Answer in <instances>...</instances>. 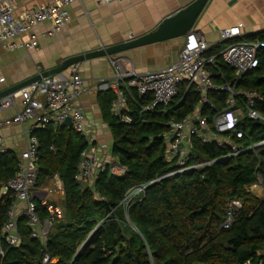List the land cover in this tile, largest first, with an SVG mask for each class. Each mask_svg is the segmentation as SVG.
<instances>
[{
  "label": "trees",
  "instance_id": "obj_1",
  "mask_svg": "<svg viewBox=\"0 0 264 264\" xmlns=\"http://www.w3.org/2000/svg\"><path fill=\"white\" fill-rule=\"evenodd\" d=\"M259 41H264V36ZM221 48L208 51L215 56L219 79L235 81V72L219 56ZM260 66L244 76L238 86L264 95V51ZM215 71V70H213ZM218 83V81H217ZM195 88L183 84L178 97L167 108L153 112L143 108L153 96L129 99L128 115L132 124H123L109 112L106 120L113 135L112 155L125 174L107 170L93 183L77 180L81 152L87 147L72 128L48 126L33 132L39 140L40 185L60 174L65 191L64 226L51 228L46 245L31 237L28 221L20 217L21 242L10 249L4 244L5 257L0 264H44L46 255L57 264H244L264 261V197L251 188L264 189V149L249 150L223 162H214L233 154L231 147L219 149L192 137L190 164L214 162L187 173L175 174V161L168 162V142L172 120L181 121L194 114L200 101ZM226 94L209 95L219 110L225 109ZM115 100L111 94L108 105ZM264 115V103L258 107ZM211 122L214 110L203 109ZM239 128L245 137H226L243 149L264 141V125L242 118ZM18 158L12 153L0 155V238L9 210L15 200L4 189L14 178ZM261 183V184H260ZM146 187L126 208L124 200L136 188ZM2 196H4L2 198ZM242 203L232 227L222 229L229 204ZM37 212L45 221L49 215L41 203ZM62 220V221H63ZM67 222V221H66ZM133 225L137 231L131 227Z\"/></svg>",
  "mask_w": 264,
  "mask_h": 264
},
{
  "label": "built area",
  "instance_id": "obj_2",
  "mask_svg": "<svg viewBox=\"0 0 264 264\" xmlns=\"http://www.w3.org/2000/svg\"><path fill=\"white\" fill-rule=\"evenodd\" d=\"M75 1L77 0H50L38 4L34 10L20 9L19 14L16 13L18 11L16 0L0 1V47L4 51L15 50L17 46L11 42L12 39L29 34L35 27L46 22L53 24L54 31L67 26L71 22L69 7ZM119 1L123 0H101L100 4L109 5ZM242 27L239 25L221 31V41L228 43L221 52V57L235 72V81L233 82L223 84L216 82L222 76L221 72L217 68L215 71H210L208 66L215 67L214 61L205 57L212 46L202 34L198 33H191L187 36L178 62L160 71L137 73L128 66L123 58L110 60L115 72L110 85L115 95L111 113L123 124L129 125L133 122L128 112L130 109L129 99L133 98L135 94L139 97L152 95L153 103L143 108V112H153L159 106L170 105L178 97L184 83L189 87L197 88L201 96L198 103L199 110H203L207 106L214 110L211 122L205 116H200L199 119L190 116L181 121L172 120L169 122V132L164 135L169 145L166 159L168 162L175 161L178 168L171 175L187 173L214 162H223L249 150L261 151L264 149V141L248 149H243L234 142L225 139L228 134L234 135L237 139L245 137V133L239 128L242 118L264 125V115L258 110V107L264 103V95L258 91L241 90L238 86L244 76L254 72L260 66L259 56L264 51V41L234 42L242 35ZM20 47L35 50L38 47V41L33 36L29 44H22ZM41 74L40 72L39 75ZM84 92L80 64H75L71 67L69 75L59 73L43 78L41 81L34 82L2 98L0 100L1 110L14 107L18 99L23 101L24 109L11 119L0 120V155L9 153L5 138L1 133L3 129L28 121H33L32 132L45 129L48 126L59 128L64 126L70 118L72 130L87 145L80 154L78 182L84 184L93 181L98 174L107 170H110L114 175H124L126 171L124 168L117 163L108 162L102 157L105 146H102L90 132L92 128L87 123L82 108L78 104ZM213 93L226 94L225 109L219 110L210 102L209 95ZM37 97L44 98V102H40ZM193 135H198L203 144H216L219 149L231 147L233 154L214 162L191 165ZM38 151L39 140L32 135L26 149L18 158L14 178L5 188L6 191H11L15 201L2 228L0 259L5 257L4 244L10 249H14L21 242L18 229L20 217L27 219L32 239L39 240L44 245L49 240L53 223L64 219V210L51 203L47 198L42 200L41 206L46 209L49 218L43 221L37 212L34 191L38 187L40 179ZM145 189L146 187H139L128 194L124 200V206L127 208L130 202ZM18 202L21 203L20 206ZM242 207V203L239 201L229 204L222 229L229 230L232 227L235 215ZM131 227L137 231L133 225ZM57 262L58 260H51L48 255L44 258V264H57ZM244 264H264V261L255 263L254 260H250Z\"/></svg>",
  "mask_w": 264,
  "mask_h": 264
},
{
  "label": "crops",
  "instance_id": "obj_3",
  "mask_svg": "<svg viewBox=\"0 0 264 264\" xmlns=\"http://www.w3.org/2000/svg\"><path fill=\"white\" fill-rule=\"evenodd\" d=\"M49 1L16 0L18 6L16 13L19 14L20 9L34 10L38 4ZM195 1L123 0L109 5H101V0H77L69 7L71 22L67 26L54 31L53 24L46 22L35 27L29 34L12 39L11 42L17 46L15 50L4 51L0 47V93L38 76L40 72L45 73L54 70L69 58L102 48L117 46L150 34L156 31L165 19ZM239 25L243 26L242 35L234 42L259 41L264 36V0H209L192 33L204 36L205 40L212 46L209 51L221 48L219 54L221 57V52L228 45V43L221 41V31ZM33 36L38 41V47L35 50L20 47L22 44H29ZM186 41L187 37L172 39L132 49L111 57H102L80 63V76L85 92L78 104L82 108L87 123L92 128L90 132L102 146H105L102 157L106 161L116 163L112 155L113 135L106 120V114L109 110L111 112L110 105L107 107L108 101L111 94H114L110 85L115 72L110 60L123 58L128 66L137 73L156 72L178 62L179 54ZM206 54L207 59L214 61L215 67L213 65L208 66V69L213 71L216 69L215 56L207 57ZM71 67L65 70L63 74L69 75ZM2 79L4 81H1ZM219 79L223 81L224 78L220 77ZM219 79L216 82L223 84L224 82L219 81ZM193 87L198 92L197 88ZM37 99L42 103L44 102V98L37 97ZM23 109V101L18 99L14 107L7 110L0 109V120L11 119L21 113ZM191 116L199 119L200 116L204 117L205 115L197 105L194 114ZM33 125V121H28L1 131L9 153L12 152L19 158L33 135ZM53 128L57 130V128ZM89 182L90 184L93 183V181ZM258 187L259 185L251 189L254 191ZM3 193H6L5 189ZM34 193L36 203L40 204L42 200L47 198L51 203L64 210L65 191L60 174L57 173L48 178L42 185L39 182Z\"/></svg>",
  "mask_w": 264,
  "mask_h": 264
},
{
  "label": "water",
  "instance_id": "obj_4",
  "mask_svg": "<svg viewBox=\"0 0 264 264\" xmlns=\"http://www.w3.org/2000/svg\"><path fill=\"white\" fill-rule=\"evenodd\" d=\"M208 2L209 0H196L188 7L180 10L173 16H170L169 18L165 19L160 24V26L157 28L156 31L151 32L150 34H147L141 38L124 42L117 46L102 48L94 52L69 58L68 60L62 62L54 70L42 73L41 75H38L26 82H23L18 86H15L0 93V100L5 96L10 95L16 91H19L34 82L41 81L43 78L56 75L59 73H63L65 70H67L68 68H70L75 64H80L85 61L102 58V57H111L113 55L124 53L132 49H137L172 39L185 38L192 33L197 20L199 19L202 12L206 8ZM64 125L71 127V119L69 118ZM3 197L4 196H2V198Z\"/></svg>",
  "mask_w": 264,
  "mask_h": 264
},
{
  "label": "rangeland",
  "instance_id": "obj_5",
  "mask_svg": "<svg viewBox=\"0 0 264 264\" xmlns=\"http://www.w3.org/2000/svg\"><path fill=\"white\" fill-rule=\"evenodd\" d=\"M252 190V189H251ZM253 191V190H252ZM255 193L260 197L263 198L264 197V189L262 186H259L258 188H255ZM253 191V192H254ZM67 221V222H66ZM66 221H59V223H56L55 226H64L68 223V220Z\"/></svg>",
  "mask_w": 264,
  "mask_h": 264
}]
</instances>
